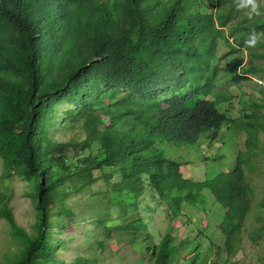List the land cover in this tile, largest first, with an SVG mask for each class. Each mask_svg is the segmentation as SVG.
<instances>
[{
    "label": "trees",
    "instance_id": "obj_1",
    "mask_svg": "<svg viewBox=\"0 0 264 264\" xmlns=\"http://www.w3.org/2000/svg\"><path fill=\"white\" fill-rule=\"evenodd\" d=\"M218 17L237 28L226 33ZM220 44L232 48L221 55L223 69ZM261 58L264 0H0V219L15 238L0 264H67L57 255L55 230L79 223L69 199L99 183L105 190L94 191L99 202L89 203L92 211L81 219L97 254L109 249L112 236L109 208L101 206L132 208L142 219L137 205L147 200V212L159 210L169 225L147 245L153 264H176L185 247L195 254L190 264H218L221 253L238 254L246 231L259 243L264 196L256 195L250 173L264 154V102L250 103L240 118L221 106L233 100L226 84L249 81L247 74L263 70L255 63ZM66 133L67 140L59 137ZM226 144L236 155L234 169L203 183L185 177L180 159L160 149ZM11 177L24 180L35 197L31 227L17 218L7 192ZM205 191L221 207L213 219L222 243L206 236L201 255L196 249L209 223H196L184 205H206ZM126 194L132 203L122 207L114 199ZM189 225L196 228L186 236L173 235ZM136 228L127 233L129 244Z\"/></svg>",
    "mask_w": 264,
    "mask_h": 264
},
{
    "label": "rangeland",
    "instance_id": "obj_2",
    "mask_svg": "<svg viewBox=\"0 0 264 264\" xmlns=\"http://www.w3.org/2000/svg\"><path fill=\"white\" fill-rule=\"evenodd\" d=\"M95 0H89V2H94ZM217 26L225 31L228 34L233 33V31L237 28L238 23L226 22L224 18L218 17L216 19ZM218 52L217 61H220V66L225 68L226 61L221 57L227 55L231 52V47L220 44ZM222 49V50H221ZM224 51V52H223ZM245 56V60L249 58L246 56V53L243 54ZM256 66L263 68L259 73H249L247 77H249V81H245L240 83L239 85H232L231 83L226 84V88L229 90L228 94L233 96V100L221 106V110L225 112L230 117L240 118L243 113V110L248 107V105L254 101H261L264 96V58L256 59ZM247 62V60H246ZM59 131V130H58ZM60 133L57 132L56 135ZM71 136V133H66L64 135H60L61 139L67 140V138ZM232 143V142H231ZM242 142L239 143L238 147H241ZM195 147H181L174 148L168 145H162L160 147L163 150L164 154L169 158H175L176 160L180 159L183 163L181 172L185 177L190 178L195 182H207L216 177L219 174L230 173L234 168V164L236 163V155L231 151L230 144H226L224 147H216L212 146L210 148L202 147V150L199 149L197 152L192 149ZM97 147H94V152L96 153ZM236 149H234L235 151ZM188 162V163H186ZM256 162L259 165V169L250 173L252 177L251 181L255 185V193L258 196H264V154H260L256 158ZM2 172V161L0 159V175ZM69 185H67L68 187ZM105 187V186H104ZM103 184L99 183L93 187V191L87 193L86 195H81L78 197H71L69 199V204L78 210L79 215L77 217V221L79 223H68V226L59 230L56 229V233L54 234V238L59 242L60 246L57 251V255L59 258L63 259L67 264H153L152 259L150 257L151 250L147 249V245L150 241L153 243H157L161 237H163L169 231V225L164 223L162 220V214H159V210L148 211L147 208L151 206L148 203V200L144 203H139L137 205V215H139L142 219L136 218V215L133 212L132 208H128L126 213H121V208L115 204L108 205V203L102 205V208L107 206L109 217L107 221V228L112 232V236L108 241L109 249H106L104 252L95 253L85 242V227L82 224V216L86 217L85 213L89 210L88 204L92 202H99L98 195H94V198H91L94 193L98 189H104ZM105 190V189H104ZM7 192L13 197V206L15 208V212L19 222L25 226L31 227L32 224L36 220V200L33 196V193L29 187V185L22 179L18 177H11L9 180V184L7 187ZM205 197H208L210 201L204 205L206 209H204L203 204L197 202L191 205V208L188 204L184 205L185 212L187 216H193V220L196 223H200L201 221L205 223H209V225L205 224V228L203 230L202 239L199 241L197 253L200 252L201 255H204L207 250V245L205 241H207L206 236H211L212 240L220 244L221 235L218 232H214V228L216 227V221L213 219V213H216L218 209L221 207L214 202V200L209 196L207 191L204 192ZM129 194H126L122 197H116L115 202L121 203L120 206L131 204L132 201L129 198H133ZM81 203V206L78 207L77 204ZM198 209L200 214L198 216H194L196 213V209ZM208 206H212V210L208 209ZM99 205L96 207L98 208ZM129 207V206H128ZM216 211V212H215ZM135 219L134 223H130ZM188 222V220H187ZM193 222V223H195ZM175 225H179V221H175ZM178 226V227H179ZM134 227H137L138 233H136V241L134 244H129L128 241V232H131ZM195 226L190 227H180L174 228L173 235L179 236L183 231V235L185 232H191L192 229H195ZM185 229V230H184ZM179 233V234H178ZM149 234V235H148ZM150 236V239H146V237ZM242 247L238 254L232 258H226L224 253H221L217 257L218 264H260L259 257L264 254V239H261L259 243H254L247 234V231L244 232ZM198 241H196V244ZM222 243V242H221ZM15 247V238L12 233V228L9 222L6 219H0V260H4V258L9 254L13 248ZM215 247H212L211 254L207 258L209 262H213L215 255ZM93 253L97 256V262L92 261ZM195 254L189 251L186 247L181 248V256L176 258V264H190V260ZM224 259H229L227 262H224ZM81 260V261H80ZM90 260L91 262H88Z\"/></svg>",
    "mask_w": 264,
    "mask_h": 264
}]
</instances>
